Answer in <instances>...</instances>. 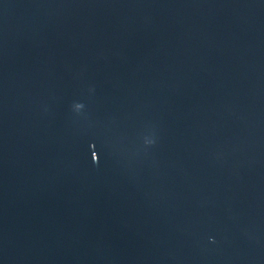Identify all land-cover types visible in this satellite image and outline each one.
<instances>
[{"label": "water", "instance_id": "95a60500", "mask_svg": "<svg viewBox=\"0 0 264 264\" xmlns=\"http://www.w3.org/2000/svg\"><path fill=\"white\" fill-rule=\"evenodd\" d=\"M0 264H264V0H0Z\"/></svg>", "mask_w": 264, "mask_h": 264}, {"label": "clouds", "instance_id": "9594fccd", "mask_svg": "<svg viewBox=\"0 0 264 264\" xmlns=\"http://www.w3.org/2000/svg\"><path fill=\"white\" fill-rule=\"evenodd\" d=\"M73 111L76 112L77 114L81 113L83 109L85 108V105L83 103H74L73 106ZM145 144L147 145H152L155 143L154 138H145Z\"/></svg>", "mask_w": 264, "mask_h": 264}]
</instances>
